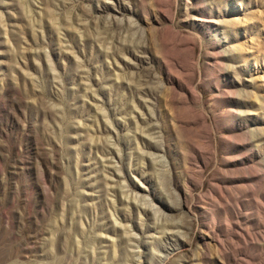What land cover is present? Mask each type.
I'll return each instance as SVG.
<instances>
[{
	"label": "rangeland",
	"instance_id": "rangeland-1",
	"mask_svg": "<svg viewBox=\"0 0 264 264\" xmlns=\"http://www.w3.org/2000/svg\"><path fill=\"white\" fill-rule=\"evenodd\" d=\"M0 264H264V0H0Z\"/></svg>",
	"mask_w": 264,
	"mask_h": 264
}]
</instances>
